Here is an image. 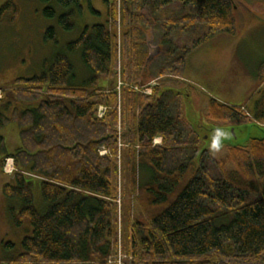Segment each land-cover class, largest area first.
I'll return each instance as SVG.
<instances>
[{"label":"trees","instance_id":"1","mask_svg":"<svg viewBox=\"0 0 264 264\" xmlns=\"http://www.w3.org/2000/svg\"><path fill=\"white\" fill-rule=\"evenodd\" d=\"M173 1L185 11L154 23L159 15L176 12L167 9ZM56 2L68 9L57 16L58 25L71 30L81 0ZM107 2L111 25H86L66 43L69 52L81 50L91 72L87 79L75 83L73 64L60 52L44 62L40 74L0 86V128L16 124L20 139L8 153L0 135V172L7 156L16 168L2 192L20 203L18 210L10 209L14 223L30 226L21 250L3 257L2 264H109L117 250L121 189L122 247L132 257L125 264H264V140L229 146L226 158L215 159L183 117L181 94L172 90L181 88L194 48L216 34H236L232 0ZM5 14L9 22L16 20L13 0L0 4V20ZM43 14L52 18L56 10L48 6ZM151 23L155 29L171 25L190 32L206 26L207 32L191 45L170 43L164 59L149 65L145 40ZM118 25L124 26L120 45L111 28ZM55 38L49 26L44 39ZM153 41L159 43L156 36ZM142 78L157 84H144ZM258 80L260 85L264 78ZM99 106L106 108L102 116ZM207 115L230 124L264 125V90L251 116L213 98ZM119 121L127 145L120 170ZM155 137H161L159 144L152 142ZM101 147L112 155H100ZM34 177L40 181V207L29 180Z\"/></svg>","mask_w":264,"mask_h":264},{"label":"rangeland","instance_id":"2","mask_svg":"<svg viewBox=\"0 0 264 264\" xmlns=\"http://www.w3.org/2000/svg\"><path fill=\"white\" fill-rule=\"evenodd\" d=\"M4 1L0 0V4ZM13 1L17 6L16 20L12 23L9 22V14H5L0 20V86L9 84L13 78L18 76L30 77L40 74L44 69V62L52 59L55 54L60 52L66 53L73 64L75 83H81L84 79H87L91 72L83 63L81 50L69 52L66 43L76 39L86 25H111L107 2L110 0H81L82 12L73 15L74 27L71 30H65L58 25L57 16L61 12L68 11V9L60 7L56 0H51L48 3L41 0ZM232 2V13L236 21L237 34L230 35L223 32L210 39L209 41H212L211 44L216 53L209 51L212 47L207 43L205 47H201L200 50L187 56L186 69L183 77L179 80L181 82L180 90L183 91L181 110L183 117L186 120L189 119L193 124L199 123L202 127H209L207 129L222 128L230 134L226 139L227 141H237L246 145L250 141L247 136L261 134V127L253 126L251 122L230 124L227 121L212 119L207 115L210 98L233 106L242 105L246 110H251V107L255 105L260 96L256 88V73L264 66V0H232ZM178 4H180L178 1H173L168 7L169 10L175 8ZM48 6L56 10L55 17L44 16L43 10ZM192 8L194 10L195 6ZM146 11H144L145 15L148 19H151L149 11ZM180 12L181 10H176L175 13L169 11L159 15L154 23L156 21L158 24L163 22L164 18L169 15L178 17L182 13ZM134 13L136 12L134 11ZM150 25L152 29L147 30L145 41L153 46H160L161 50L171 47L170 43L175 46L191 45L197 38L204 36L207 32L206 26L201 27L197 33H194L183 30L181 26L159 25L158 29H155L152 23ZM49 26L55 28L56 38L46 41L44 35ZM111 28L113 32L117 33L120 45V33L124 32V26L120 27L118 25ZM154 36H156V40H159L158 44L153 41ZM152 50L155 51L156 49ZM163 59L161 57L159 60L156 56L154 62L149 65L158 64ZM146 75L147 73L144 72V77ZM141 80L144 84L151 82L147 78ZM117 89L119 90V88ZM261 89L264 90V86ZM21 107L23 108L24 105ZM105 109L104 106H99L98 114L102 112L103 115ZM116 130L120 170L121 153L127 146L121 139L123 129L120 121L116 126ZM0 135L4 137L8 153H12L20 146L19 129L16 124L9 123L0 128ZM212 137L210 135V138ZM204 143L206 142L204 141ZM229 146L231 144L223 142L222 150L211 155L215 159H224L227 157ZM106 150L107 155H112L109 149ZM2 155L4 153L0 152V157ZM6 158L10 157L7 156ZM7 163L8 165L5 166V159L2 165V168L5 167V171L3 169V172H0V264H2L3 257L18 253L21 250L22 238L30 234V226L27 223L21 227L17 226L11 216V207L13 206L15 210H18L20 208L19 201L7 198L2 192L3 184L12 181L14 171L10 170L11 165L15 167L14 160H7ZM29 180L32 182L35 204L40 207L43 202L40 181L35 177ZM118 187V190H120V178ZM120 191H118L117 200L119 199V204L117 203V207L118 215H121L120 231L122 241L124 196L122 189ZM133 200V195L128 196L127 203L130 206V214L133 209ZM121 241L120 246L123 244ZM121 248L123 247L121 246ZM110 264H114V261Z\"/></svg>","mask_w":264,"mask_h":264},{"label":"crops","instance_id":"3","mask_svg":"<svg viewBox=\"0 0 264 264\" xmlns=\"http://www.w3.org/2000/svg\"><path fill=\"white\" fill-rule=\"evenodd\" d=\"M169 7V6H168ZM167 7V9H170V8H168ZM175 8H176V10L177 11H180L181 10V12H183L186 8L184 7H182L180 4H178V5H176L175 6ZM134 9V11H136V9L135 8H133ZM146 9L147 8H143V13H145L144 11H146ZM174 9V8H173ZM146 12H148V11H146ZM167 12H168V10H167ZM236 22V21H235ZM251 24H252V22H251ZM150 29H152V28H150ZM201 29V27H198L197 28V30H193L194 31V33H197L199 30ZM236 34H237V32H236ZM235 34V35H236ZM216 36V35H215ZM215 36H213L212 38H209L208 40H206L204 43H202L200 46H198L197 48H194L189 54H191V53H193V52H195V51H197V50H200L199 48H201V47H205V45L207 44V43H209L210 45V47H212V48H210L209 49V51L211 50L212 52H215L216 53V50H215V48L212 46V41L210 42L209 40L210 39H213ZM209 41V42H208ZM147 45H148V50H149V56H148V62H150V63H152V62H154V58L157 56L158 58H159V60H160V58L164 55V51L163 50H161V47L160 46H156V45H152V44H148L147 43ZM152 49H156L155 51H153ZM188 54V55H189ZM188 58V57H187ZM187 58H186V63H187ZM186 63H185V67H184V71H185V69H186ZM263 74H264V66H262V68H261V70L260 71H258L257 73H256V88L258 89L257 91L260 93V96H261V93L263 92V90L261 89L262 88V86H264V81L262 82V83H260V85H258V82H259V80H258V78L260 77V76H262L263 78H264V76H263ZM260 96L258 97V99H257V101L259 100V98H260ZM257 101H256V103H257ZM256 103H255V105L254 106H252L251 107V110H248V112H250L251 114H253V112H254V110H255V107H256ZM242 106V105H241ZM245 107V106H244Z\"/></svg>","mask_w":264,"mask_h":264},{"label":"water","instance_id":"4","mask_svg":"<svg viewBox=\"0 0 264 264\" xmlns=\"http://www.w3.org/2000/svg\"><path fill=\"white\" fill-rule=\"evenodd\" d=\"M175 93H179L182 95L183 91H181L180 89H172ZM188 122L191 124V126L193 127V129L198 133V135L200 136V138L202 140H204L206 143H204L203 149L205 148H209L212 138H210V135L213 136L214 134V128H210L207 129L209 127H202L199 123L193 124L189 119ZM251 125L253 126H257V127H261L262 133L259 135H249L247 136V139L250 140H264V125H261L259 123H257L256 121L251 122ZM209 138V139H208ZM223 142H227L229 144H231V146H244L245 143H239L237 141H227L226 139Z\"/></svg>","mask_w":264,"mask_h":264},{"label":"built area","instance_id":"5","mask_svg":"<svg viewBox=\"0 0 264 264\" xmlns=\"http://www.w3.org/2000/svg\"><path fill=\"white\" fill-rule=\"evenodd\" d=\"M99 116H101L102 115V112L101 113H99L98 114ZM158 140L157 139H155L154 140V143H156ZM99 154L100 155H106L107 154V150H106V148L105 147H101L100 148V150H99ZM7 160H12L11 158H8ZM7 160H6V165L5 166H7L8 165V163H7ZM10 165H11V163H10ZM14 169V167H13V165H11V168H10V170L12 171ZM117 201V203L119 204V199L118 200H116ZM121 215H118V230H117V232H118V237H117V245H118V243H119V245H118V247H117V250H116V252L115 253H113V254H115V255H111L110 257H109V259H108V263L110 264L112 261H114V264H125L126 262H130V260H131V255L130 254H126L124 251H123V248H121V246H120V241H121V229H120V219H121V217H120ZM122 242V241H121ZM111 258H114V259H111Z\"/></svg>","mask_w":264,"mask_h":264},{"label":"clouds","instance_id":"6","mask_svg":"<svg viewBox=\"0 0 264 264\" xmlns=\"http://www.w3.org/2000/svg\"><path fill=\"white\" fill-rule=\"evenodd\" d=\"M229 135L230 134L222 128L215 129L211 144L209 146V152L211 154L220 152L223 148V141L227 139Z\"/></svg>","mask_w":264,"mask_h":264}]
</instances>
